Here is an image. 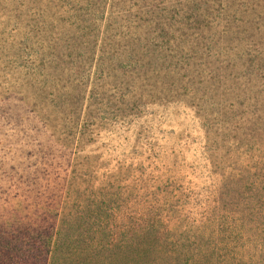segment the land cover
<instances>
[{
  "label": "trees",
  "instance_id": "16d2710c",
  "mask_svg": "<svg viewBox=\"0 0 264 264\" xmlns=\"http://www.w3.org/2000/svg\"><path fill=\"white\" fill-rule=\"evenodd\" d=\"M223 5L29 0L34 50L24 58L25 44L15 58L19 80L0 79V115L22 109L26 98L45 114L43 127L61 128L47 144H31L12 171L0 164V189L5 181L42 185L39 175L59 166V142L69 148L83 135L81 115L90 98L107 99L96 109L117 115L148 100L190 94L205 117L218 115L228 141L244 128L246 144L259 142L264 150V34L249 31L236 15L221 19ZM224 177L219 200L225 203L197 225L195 239H164L157 229L134 230L153 236L147 239L116 237L117 210L101 191L94 199L83 197L77 208H35L26 220L18 202L0 203V264H239L254 249L264 264V172L261 180L251 169Z\"/></svg>",
  "mask_w": 264,
  "mask_h": 264
},
{
  "label": "rangeland",
  "instance_id": "374dc122",
  "mask_svg": "<svg viewBox=\"0 0 264 264\" xmlns=\"http://www.w3.org/2000/svg\"><path fill=\"white\" fill-rule=\"evenodd\" d=\"M219 3L224 4V10L218 13L221 19L236 15L246 20L249 31L264 34V0H217V6ZM28 4L29 0H0L2 81L19 80L22 73L16 71L20 67H17L15 58L24 50L25 44L24 58L28 51L34 50L30 44L36 32L32 30L34 21L27 12ZM218 29H223V24ZM101 100L105 102L107 99L85 100L86 108L81 115L84 119L83 135L79 139L76 137L69 148L59 142L61 147L58 149L67 151L63 155L62 150L55 153L54 162L59 166L39 175L42 185L24 187L21 183L9 186L5 181L0 189H7V192L0 193L2 205L18 202L26 220L28 213L31 215L35 208H77L83 197L94 199L101 191L108 201L113 200L109 203L111 210H117L113 222L116 237L147 239L153 236L134 234V230L143 233L157 229L161 231L157 236L164 239L180 240L189 236L195 239L197 225L208 213L212 214L215 208H221L225 203L219 200L225 174L251 169L258 180L262 178L264 150L260 143L250 148L244 141V132L247 131L244 128L238 129L240 136L237 139L228 141L226 133L229 131L217 122L218 115L212 113L205 117L199 99L190 94L148 100L134 110L117 115L98 111L96 102ZM23 104L20 110L0 115V164L4 163L9 171L13 170L12 166L19 165L17 158L32 149L31 144L40 141L47 144L48 135L54 131L58 134L61 128L59 125L43 127L45 114L35 110L26 98ZM183 105L191 108L200 121L203 132L200 152L189 151L193 154L189 156L188 143L184 139L173 145H157L161 151H157L155 143L148 139L132 140L131 124L150 110V114L155 110L162 111L163 117H168L164 119L166 123L172 119L170 108ZM28 162L20 161L23 165ZM254 250L239 264H261L260 252Z\"/></svg>",
  "mask_w": 264,
  "mask_h": 264
},
{
  "label": "crops",
  "instance_id": "0c3cea01",
  "mask_svg": "<svg viewBox=\"0 0 264 264\" xmlns=\"http://www.w3.org/2000/svg\"><path fill=\"white\" fill-rule=\"evenodd\" d=\"M170 111L172 117L170 122L165 123L168 117H163V112L156 110L153 114H150V110L149 115L146 114L137 122H133L130 130L132 140L148 139L155 143L157 151H161L157 145H173L184 139L188 143L189 156H193L189 151L200 152L203 132H201L200 121L194 111L185 105L172 106Z\"/></svg>",
  "mask_w": 264,
  "mask_h": 264
}]
</instances>
